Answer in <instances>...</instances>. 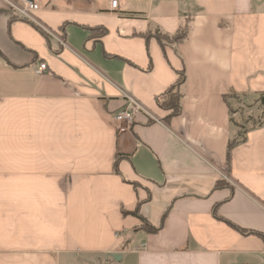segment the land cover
Returning <instances> with one entry per match:
<instances>
[{"label":"crops","instance_id":"crops-1","mask_svg":"<svg viewBox=\"0 0 264 264\" xmlns=\"http://www.w3.org/2000/svg\"><path fill=\"white\" fill-rule=\"evenodd\" d=\"M35 1L52 35L0 0V264H264V104L230 103L264 94V0Z\"/></svg>","mask_w":264,"mask_h":264},{"label":"trees","instance_id":"trees-1","mask_svg":"<svg viewBox=\"0 0 264 264\" xmlns=\"http://www.w3.org/2000/svg\"><path fill=\"white\" fill-rule=\"evenodd\" d=\"M188 32H189L188 19H185V20H183V22L179 26L178 30L171 35L163 33L158 28L153 29L152 27L149 28L147 35H153L156 38V40L159 42V44L161 46H163L165 43H178V42L183 41L187 37ZM183 79H184L183 72H179L176 81L172 85H170L162 95L156 97V100H157V103L159 104V106L165 110H169V112H170L169 116L170 115H176L180 111L179 86L183 82ZM259 100H260L261 104H264V94H262L260 96ZM239 141L238 140L237 141L232 140L227 145V164L230 163L231 148L233 147L234 144L238 143ZM118 158H119V156L116 154L114 157V161H113L114 167H116ZM141 228H146L147 230H152V231L155 230V228L149 227L146 223H143V225L138 229H141ZM242 231L245 233L249 232V231H244V230H242Z\"/></svg>","mask_w":264,"mask_h":264},{"label":"built area","instance_id":"built-area-1","mask_svg":"<svg viewBox=\"0 0 264 264\" xmlns=\"http://www.w3.org/2000/svg\"><path fill=\"white\" fill-rule=\"evenodd\" d=\"M5 6L12 11V13L22 19H26L39 27L42 31H44L47 35H52V33L35 18V12L39 9V5L35 0H2ZM117 5V0H110V7L115 8ZM57 40L64 44V41L57 37ZM46 69L45 63H39V65L34 69L37 74H41ZM126 96V107L118 111L113 119L118 123L123 124H131L133 120V108L137 107L136 101ZM124 126H119V130H124ZM144 245H141L143 248Z\"/></svg>","mask_w":264,"mask_h":264},{"label":"rangeland","instance_id":"rangeland-1","mask_svg":"<svg viewBox=\"0 0 264 264\" xmlns=\"http://www.w3.org/2000/svg\"><path fill=\"white\" fill-rule=\"evenodd\" d=\"M239 99V100H238ZM234 111L233 117L246 127L253 125L260 120L261 103L253 95H236L230 101Z\"/></svg>","mask_w":264,"mask_h":264},{"label":"water","instance_id":"water-1","mask_svg":"<svg viewBox=\"0 0 264 264\" xmlns=\"http://www.w3.org/2000/svg\"><path fill=\"white\" fill-rule=\"evenodd\" d=\"M117 255H118V254H116V253L111 254V256H112L113 258H116Z\"/></svg>","mask_w":264,"mask_h":264}]
</instances>
